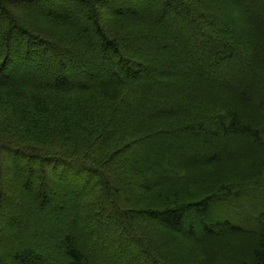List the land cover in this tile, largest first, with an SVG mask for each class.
Listing matches in <instances>:
<instances>
[{
	"label": "trees",
	"instance_id": "16d2710c",
	"mask_svg": "<svg viewBox=\"0 0 264 264\" xmlns=\"http://www.w3.org/2000/svg\"><path fill=\"white\" fill-rule=\"evenodd\" d=\"M263 137L264 0H0V264H264Z\"/></svg>",
	"mask_w": 264,
	"mask_h": 264
},
{
	"label": "rangeland",
	"instance_id": "374dc122",
	"mask_svg": "<svg viewBox=\"0 0 264 264\" xmlns=\"http://www.w3.org/2000/svg\"><path fill=\"white\" fill-rule=\"evenodd\" d=\"M244 9H245V11L246 10H248V4L247 5H245L244 6ZM253 16H258V13L256 12V11H254V14H253ZM203 19V18H202ZM212 20H213V25H215L216 27H217V29L220 31V33H221V27L223 26V24H225V20H226V18H224L222 15H216V16H214L213 18H212ZM204 21H206V23H209V22H207V20L206 19H204ZM172 25V24H171ZM180 33V31H178L177 30V32H175V34L177 35V34H179ZM181 34H184L183 32H181ZM209 38H211V37H209ZM162 91H164V92H166V90H162ZM84 133V132H83ZM80 135H83L82 133H77L75 136H74V139H72V140H69V142H66L67 143V145L68 146H74V145H76L78 142L80 143H83L84 142V139H82L83 137L82 136H80ZM61 138V137H60ZM85 138H87V137H85ZM76 139V140H75ZM61 141H62V139H61ZM263 142H264V137H263ZM78 145V144H77ZM244 146V145H243ZM122 156H124V155H122ZM121 158V157H120ZM121 166H123V165H121ZM116 173H117V175L119 176V177H121V179L122 180H124V181H126V182H129L130 181V179H129V177L126 175V174H124L123 172H122V169L121 168H118L117 170H116ZM243 199L241 200V201H239L238 203H235L234 205H232V206H236V205H249L248 206V210L250 209V211H253L251 214H250V211H249V214L247 215L246 214V212H245V214L251 219V222H249V224H247L248 225V227L250 226V229H252V221H255V216H254V211L257 209V210H259V211H264V175L262 176V179H261V183H260V187H259V189L257 190V189H252V188H250V189H247L246 191H244V193H243ZM13 204V205H12ZM229 204H231V203H229ZM5 205H7V206H9V212L10 213H13V211H15V207H14V203H9V204H7L6 202H5ZM19 205V204H18ZM257 207H259V208H257ZM18 208H21L22 209V211L23 212H25L26 211V208H24V207H21V205H19L18 206ZM229 208H230V206H229ZM247 208V207H246ZM246 210V209H245ZM218 215H220V213L219 214H216V215H212V217L213 218H211V219H217V217H218ZM241 216H244V215H241ZM234 221H241L240 220V218H235L234 219ZM253 227H254V225H253ZM27 235H31V234H27ZM87 235L89 236V237H92L91 238V240L93 241L94 240V238H96V237H93V234H92V236H91V232H90V230H88V232H87ZM94 242V241H93ZM92 242V243H93ZM25 243V242H24ZM29 245H33V244H28V246ZM59 260L60 259H54L53 258V262L54 263H58L59 262ZM51 261V262H52Z\"/></svg>",
	"mask_w": 264,
	"mask_h": 264
}]
</instances>
